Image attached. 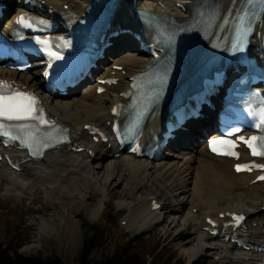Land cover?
<instances>
[{
    "label": "bare ground",
    "instance_id": "obj_1",
    "mask_svg": "<svg viewBox=\"0 0 264 264\" xmlns=\"http://www.w3.org/2000/svg\"><path fill=\"white\" fill-rule=\"evenodd\" d=\"M119 1L121 8L117 16L125 17L131 24L142 28L138 23L133 22V14L131 17L127 13V6L132 1L136 2V8L150 10L155 15L168 14L179 19L182 12L177 5H185L194 0ZM231 1L220 0L222 13ZM238 1L235 0L236 3ZM0 2H4L8 9L23 10L22 1L0 0ZM88 2L89 0H45L42 7L44 12L52 10L49 17L68 12L79 15L84 12ZM63 5H67V10L62 9ZM10 20L11 16L6 21L7 25ZM142 34L147 41L149 36L144 29ZM125 36L113 40V47L106 53L117 51V54L108 65H105L101 76L98 77H118L119 81L115 86L108 87L100 95L95 93L96 84H88L81 93L77 88L68 90L65 97L43 94L44 105L52 115L68 126L70 139L80 142L85 147V151L73 152L65 145L45 153L38 161L22 163L19 165L20 171L13 170L1 160L0 189L2 193L7 197L20 200L27 197L30 186L52 184L47 186L44 192L46 196L52 197V200L65 195L70 202L79 201L88 195L89 186L106 187L109 180L106 176L110 175L112 181L117 182L118 185L129 184L149 192L148 198L128 206L129 214L127 218L124 217L127 228L139 224L136 232L142 234L160 221L167 223L168 217L161 212L164 209L162 201L170 195L175 203L171 208L173 218L183 225L176 231L178 233L176 236L181 237L184 231L187 233L188 238L180 247L189 255L190 260L193 259L195 263L200 261L211 249L214 251L212 262L210 261L213 264H263L264 252L238 249L230 242L224 241L222 237L212 238L205 230L208 226L204 221L206 217L217 219L219 214L225 212H242L247 219L241 234L253 243L264 244V212L261 210L264 205V183L249 185L254 175L235 174L231 161L212 156L206 151L205 145L201 144L199 139L211 128V123L201 120L190 122L187 131L178 132L176 138L168 144L166 148L168 151L155 160L127 156L112 140L94 143L86 135L83 130L84 125L90 124L108 130L105 122L111 120L110 107L116 101L123 99L120 94L127 87V76L150 64L147 57L138 51L137 43L131 37ZM120 46H125V49ZM253 54L258 55L259 52L253 50ZM106 61H108L107 57L99 63ZM113 65L122 66L126 75L112 69ZM3 73L28 88H40L37 71L15 74L0 69V75ZM162 124L160 110L146 125L142 137L159 135ZM4 151L5 149L0 147V154ZM12 153L17 159L25 157L24 153ZM114 153H119V156L114 157ZM95 171H99L100 176L96 175ZM55 190L57 194L55 193L56 197H53V194H50ZM151 200L161 205L159 211L151 210ZM121 206H124V203ZM36 220H38L37 224H41V228L42 225L48 224L47 220L41 217ZM204 241H209L211 246H205ZM30 244L26 247L31 246ZM185 245L190 246L186 248Z\"/></svg>",
    "mask_w": 264,
    "mask_h": 264
},
{
    "label": "rangeland",
    "instance_id": "obj_2",
    "mask_svg": "<svg viewBox=\"0 0 264 264\" xmlns=\"http://www.w3.org/2000/svg\"><path fill=\"white\" fill-rule=\"evenodd\" d=\"M95 172L100 176L99 171ZM106 179H109L106 187L91 185L88 187V195L83 200L74 199V203L65 195L55 200L46 196L45 188L50 184L30 186L27 197L20 200L5 196L0 189V245L8 243L11 248H17L23 254H36L42 249L43 256L48 254V247H51L65 264H71L87 239L82 231V224L87 223L96 224L102 229V243L105 242V247L101 251L106 254H112L113 250L119 251L124 246L131 250L148 245L154 247L155 258L163 259L165 264H213L211 260L214 251L211 249L195 263L180 247L188 237L185 231L181 237L176 236V231L183 225L173 218L171 208L175 203L170 195L162 201L164 209L161 212L168 217L167 223L160 221L149 231L138 234L136 230L139 224L127 228L121 221L129 214L128 206L148 198L149 192L129 184L118 185L110 175ZM55 193L56 190L50 195L56 197ZM123 203L124 206H121ZM192 212H195L194 208ZM39 217L47 220V226L42 225L41 228V224L36 223ZM29 243L31 246L26 247ZM203 244L211 246L209 241ZM189 246L185 245L186 248ZM150 254L146 252L147 256Z\"/></svg>",
    "mask_w": 264,
    "mask_h": 264
},
{
    "label": "snow or ice",
    "instance_id": "obj_3",
    "mask_svg": "<svg viewBox=\"0 0 264 264\" xmlns=\"http://www.w3.org/2000/svg\"><path fill=\"white\" fill-rule=\"evenodd\" d=\"M253 2L254 0H242V4L245 6L241 8V14L238 16L241 22L246 20L249 15L246 5H251ZM16 23L26 28L32 27L31 23H29L24 16L18 17ZM36 42L43 45L48 44L47 40L37 39ZM48 55L55 59H60L59 56L51 51L48 52ZM113 111H115V109ZM3 121H35L37 123L27 126L23 124L17 125L14 130L19 133V135H11L13 129H10ZM46 123L48 122L44 119L43 110L38 108L34 96L12 89L7 82L0 81V136L6 137L7 141L19 139L22 146L28 147L30 152L34 150V154H38L44 147L48 146L47 138L39 135V125ZM260 123L264 126V109L260 112ZM256 141L257 137L253 136L246 141V143L254 156H264V138L260 140L259 149L261 150H258ZM211 143L213 145L218 143L225 144L229 150L234 147L231 142L226 140L212 141ZM213 151H216V149L213 148ZM225 154L235 155V153L230 151ZM244 169H247V166H244ZM236 170L241 171V166H237ZM259 178L264 180V176Z\"/></svg>",
    "mask_w": 264,
    "mask_h": 264
},
{
    "label": "trees",
    "instance_id": "obj_4",
    "mask_svg": "<svg viewBox=\"0 0 264 264\" xmlns=\"http://www.w3.org/2000/svg\"><path fill=\"white\" fill-rule=\"evenodd\" d=\"M82 231L87 239L71 264H165L163 259L155 258L154 247L148 245L131 250L124 246L119 251L113 250L112 254L103 253L101 250L104 249L105 242L102 243L104 239L102 229L96 224L83 223ZM48 248V254L45 256L41 255L42 249L36 254H23L6 243L0 245V264H65L54 254L51 247ZM146 252L151 254L147 256Z\"/></svg>",
    "mask_w": 264,
    "mask_h": 264
}]
</instances>
